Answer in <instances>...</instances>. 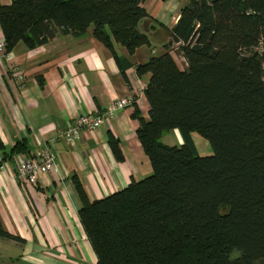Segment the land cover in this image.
<instances>
[{"label":"trees","instance_id":"1","mask_svg":"<svg viewBox=\"0 0 264 264\" xmlns=\"http://www.w3.org/2000/svg\"><path fill=\"white\" fill-rule=\"evenodd\" d=\"M144 2L12 0L0 6L5 51L18 43L35 49L58 32H90L122 69L115 46L132 56L151 45L141 29L149 23ZM163 33L162 52L135 66L138 77L149 75L148 120L133 116L152 172L92 202L73 179L81 227L97 264H257L264 260V0H189ZM178 43L180 66L169 52ZM173 129L182 145H163ZM196 135L211 155L197 152ZM108 144L122 160L118 141L109 136ZM22 153L17 142L2 160ZM0 238L14 237L0 227Z\"/></svg>","mask_w":264,"mask_h":264},{"label":"crops","instance_id":"2","mask_svg":"<svg viewBox=\"0 0 264 264\" xmlns=\"http://www.w3.org/2000/svg\"><path fill=\"white\" fill-rule=\"evenodd\" d=\"M11 2L0 0V6ZM144 8L155 13L163 6L160 0H148ZM178 18L179 14L171 24L163 23L165 28L171 29ZM155 28L157 25L149 27L150 31ZM0 43H4L1 29ZM114 51L122 69L90 32L79 37L58 32L32 50L18 43L9 52L10 59L0 51V155L7 157L17 142L25 144L28 155L44 146L56 154L53 169L41 176L35 187L18 180L12 167L17 155L4 161L0 169V227L17 239L0 238V264H97L78 219L81 204L73 179L92 202L151 174L135 134L139 120L133 116L137 111L148 120L149 105L144 93L137 90L146 87L149 75L138 77L135 66L145 62L150 53L140 48L128 56L118 46ZM151 52L155 55L154 49ZM13 69L23 75L22 80L15 77ZM124 97L131 98L132 104L98 129L91 133L82 130L73 142L63 136L78 116L99 115L110 102ZM109 136L118 141L120 161L108 144ZM191 138L197 152L208 155L207 145ZM161 143L180 146L183 140L173 129L162 135Z\"/></svg>","mask_w":264,"mask_h":264},{"label":"built area","instance_id":"3","mask_svg":"<svg viewBox=\"0 0 264 264\" xmlns=\"http://www.w3.org/2000/svg\"><path fill=\"white\" fill-rule=\"evenodd\" d=\"M176 45L178 47L180 46V43ZM0 51L2 52L3 57L10 59L11 55L9 54V52L5 51L4 43H0ZM170 54L173 58L176 57L174 51H171ZM181 59L182 62H184V59ZM12 71L16 78L20 80L23 79V75L18 70L13 69ZM145 88L146 87L141 86L138 88L137 92L143 94ZM131 104V98H119L110 102L107 108L99 115L93 116L90 113L86 115H80L75 119L73 124L68 126L63 136L68 142L78 140L81 137L82 130H86L90 133L93 132L94 130L98 129L104 123L105 120L112 118L116 113L122 111ZM55 160V152H53L49 147L44 146L33 155L15 156L14 162H12V167L15 173L17 174L18 180L22 184L27 185L29 187H35L37 186L39 178L53 169ZM4 165V161L2 160V156L0 155V169H2Z\"/></svg>","mask_w":264,"mask_h":264},{"label":"rangeland","instance_id":"4","mask_svg":"<svg viewBox=\"0 0 264 264\" xmlns=\"http://www.w3.org/2000/svg\"><path fill=\"white\" fill-rule=\"evenodd\" d=\"M147 1L148 0H145L143 7H145V3ZM160 2H162V6H163V8L162 9L160 8L161 10H159L160 13H159V11L155 12V13L154 12L153 13H148V11H147L148 18H149V23L147 22L148 24H145L146 26L141 25V28L143 30H145V33L151 34L150 35L151 36L150 37V39H151L150 41H152V44L153 43H154L153 45L156 44L154 46L155 48L152 47V44L150 45V47H146V46L140 47L141 48V52L145 53V51H146L148 54L150 53V55H152V52H151L152 49L155 50V54L156 55L159 54V52H162L163 43L166 44V42H169L167 40V38L165 39V35L163 33V29L165 28L164 24H171L174 21V19L176 18V16L178 14L180 15V10L183 7L182 4H185V3L189 2V0H172V2H171V0H166V1L161 0ZM152 3H156V1H153ZM146 5L150 7V2H148ZM149 14L152 17L149 16ZM159 19H161V20H159ZM158 20L161 21L160 25H162V28L160 27ZM168 20H169V22L166 23ZM150 25H157V28H155L154 31H150L148 29V26L150 27ZM158 27L161 28V29H159ZM176 47H177V45L173 44L171 46L169 52L174 51V53L176 54V52H177ZM140 48H138V49H140ZM174 59H175L176 63L179 64V65H181V63H183L182 59L178 55H176V57H174ZM194 137H196L198 139H201V141L207 145L208 155H211L212 154V150H211V147L208 144V142L206 140H204L203 138H200L197 135L194 136ZM208 155H205V156H208ZM257 264H264V260L258 262Z\"/></svg>","mask_w":264,"mask_h":264}]
</instances>
